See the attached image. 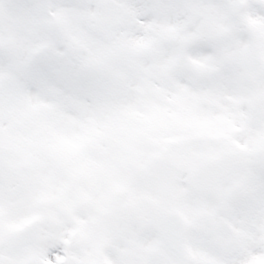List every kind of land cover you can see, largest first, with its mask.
<instances>
[{
    "label": "snow or ice",
    "instance_id": "snow-or-ice-1",
    "mask_svg": "<svg viewBox=\"0 0 264 264\" xmlns=\"http://www.w3.org/2000/svg\"><path fill=\"white\" fill-rule=\"evenodd\" d=\"M0 264H264V0H0Z\"/></svg>",
    "mask_w": 264,
    "mask_h": 264
}]
</instances>
